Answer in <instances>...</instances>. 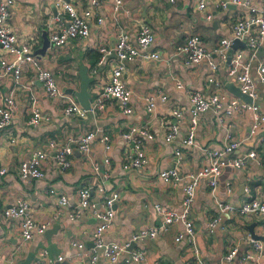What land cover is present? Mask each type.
Here are the masks:
<instances>
[{"label": "crops", "instance_id": "obj_1", "mask_svg": "<svg viewBox=\"0 0 264 264\" xmlns=\"http://www.w3.org/2000/svg\"><path fill=\"white\" fill-rule=\"evenodd\" d=\"M70 1L78 11L88 5V0ZM219 1L207 0V10L211 12V18L207 19L205 10L198 8L197 0H123V7L117 12H112V0H106L96 9L97 15L104 20L97 23L95 17H91L88 36L70 38L61 46L50 42L45 55L36 56L44 67L54 73L59 95L47 94L30 63L24 65L19 84H15L10 76L0 78V105L8 96L13 97L15 102L10 124L0 129V169H6L0 173V264H32L40 257L54 264H76L79 255L76 243L81 241L87 248H92L91 231L98 220L90 209L78 205L76 191L81 186L94 188L101 183L102 174L93 169V162L98 163L100 171L109 174L105 189L114 197V215L102 235L105 243H124L139 230L156 228L155 236L134 241L135 244L128 250L142 252L147 263L158 261L160 264H195L196 255L202 264H221L232 247H237L232 264L236 258L240 264L243 255L254 248L247 225L255 223V233L264 235V215L221 212L217 207L219 201L238 205L251 197L264 199V123L254 127L253 114L249 109L227 112L228 99L237 97L227 83L238 85L233 80H226L227 61L214 57L217 62L214 73L224 83L220 108L200 112L194 130V143L189 146L181 144L189 131V92L198 91L209 96L213 89L206 82L210 72L206 61L185 63V56L176 51L178 45L187 36L197 34L203 48L212 53L220 40L229 36L233 18L253 14L264 7V0H249L248 5L229 3L226 7L220 6ZM53 2L14 0L9 8V25L17 34L18 41L29 42L33 51L40 47L43 31L49 38L50 32L58 29L59 22L53 19ZM61 19L65 24L64 14H61ZM141 24H147L153 30L155 39L152 47L159 51L162 58L145 60L137 56L125 62L121 79L134 92L130 102L132 112L124 113L122 107L112 101V104L106 103L104 110L88 112L83 117L66 115L61 95L71 96L78 102L68 90L78 89L81 66L89 67V74L97 78L89 86L92 105L111 68L118 62L112 52L102 56L100 48L113 50L120 32L126 33L128 40L135 43ZM240 41L242 43L237 44L232 55L242 51L243 59L249 62L256 90L253 102L264 113V83L259 81L256 73L258 61L264 57V42L252 57L246 44ZM0 56L12 59L9 53L1 50ZM176 79L181 85L176 83ZM155 93H164L167 99L157 98L154 112L150 113L139 97ZM30 96L38 100L40 110L49 117L38 125L28 123ZM173 109L181 110L182 117H176ZM133 125L145 126V134L139 133L135 139L147 161L140 167L124 168L125 154L132 152L134 142L125 140L121 133ZM173 126H176V133L167 141L165 135ZM89 131L94 132L90 156L85 157L78 149H73L69 157L71 167L61 171L54 157L57 148L68 142L70 136ZM101 133L108 135L109 149H105ZM227 135L240 144L221 157L223 164L213 191L207 177L198 179L188 215L195 230V252L185 235L178 236L184 233L180 220L172 221L164 228L158 227L161 216L155 204L181 211L182 185L190 173L208 165L209 152L224 148ZM50 141H57L54 147L49 144ZM177 149L181 151L180 161L176 160ZM37 150L47 153L42 163L44 176L20 178L18 165L30 159ZM249 151H255V157H247ZM105 157L109 158L108 163L104 162ZM240 157H244V165L228 164L232 158ZM167 169H175L177 180L170 183L163 181L160 172ZM60 195L68 200L63 207L58 205ZM91 198L95 204L99 203L94 191ZM20 202L27 205L25 217L37 225L46 224L42 232L34 230L29 239L21 235L20 218L3 214L6 207ZM215 216H219L220 220L210 230L209 222ZM215 228H218L220 237L215 234ZM255 241L261 244L256 250L257 259L255 262L248 260L247 264H264V240ZM96 252L97 260L85 264H143L129 259L126 251L116 261L106 259L101 248H97ZM59 256L63 258L58 260Z\"/></svg>", "mask_w": 264, "mask_h": 264}, {"label": "built area", "instance_id": "obj_2", "mask_svg": "<svg viewBox=\"0 0 264 264\" xmlns=\"http://www.w3.org/2000/svg\"><path fill=\"white\" fill-rule=\"evenodd\" d=\"M106 0H88V5L82 10L78 11L73 2L70 0H54L53 5L56 10L54 13V20L59 22L58 29H54L49 34V40L54 46L64 45L70 38H84L90 33L91 17H95L97 23L104 20L103 17L97 15L96 9ZM112 12L120 11L123 7V0H112ZM198 8L205 10V17L211 18V12L207 10V0H197ZM229 3L248 5L249 0H221L219 5L222 7L228 6ZM14 4V0H0V50L9 53L12 59H6L0 56V78L2 76H10L15 84L21 82L23 68L26 63H30L33 70L36 73L37 78L42 82L47 94L51 96H57L60 94L57 79L54 73L44 67L37 59L36 55H33L32 46L29 42H19L17 34L13 31L8 23L9 8ZM61 14L66 17V23L64 24L61 19ZM230 34L228 37H224L220 40L219 45L213 50L214 52L206 51L201 45L200 36L197 34H191L185 38L183 43L178 45L177 53L184 55V62L187 64L199 63L205 60L210 72L206 77V82L213 89L209 96H204L198 91L189 92V100L191 103V109L188 114L189 131L186 136L181 140L182 145H192L194 143V130L197 125L198 115L200 112L209 108H213L217 111L221 106V99L223 97L224 83L221 79L217 78L214 71L217 68V62L214 57L223 61H227V50L233 43L234 39H241L245 42L249 49L250 56H255L257 51L261 48L264 42V7L255 11L253 14H248L240 17H235L230 21ZM155 36L153 30L147 24H141L136 33L135 43L128 40V36L124 32H120L117 35V39L113 50L105 47L100 48L102 56L108 53L115 52L118 62L111 68L107 80L104 83L100 91H98L92 105L89 110L84 109L74 98L68 95H61L64 98V113L69 116L87 115L88 112L95 113L97 110H104L106 103L112 104V101L118 103L124 113H131V99L134 92L126 86L122 79V73L124 70V64L127 61L135 59L137 56L145 60H160L161 54L158 50L152 47ZM213 53L215 55H213ZM213 73V74H212ZM256 73L260 82L264 83V57L259 59L256 65ZM177 80V84L181 85V82ZM226 80H233L238 84L240 90L243 93H247L252 102H246L232 96L227 101L228 113L231 111H242L249 109L253 114V126L264 123V113L260 110V107L253 102L256 96L255 84L250 74L249 62L243 59L242 51H236L230 58L227 64ZM144 102V107L150 113L154 112L155 101L157 98L166 100L167 96L164 93L161 94H143L139 97ZM13 97L8 96L5 98L4 104L0 105V129L7 127L10 124V117L14 108ZM172 113L178 117H182V111L179 109H173ZM48 115L44 114L38 105V100L34 96H30V117L28 123L32 125H38L45 120H48ZM139 133L145 134V126L140 125L131 126L127 131L121 133V136L125 140H132L134 142V149L132 152H126L123 167L135 168L140 167L146 163V157L141 149L140 144L135 139V136ZM176 133V126L170 128L165 135V140L169 141L174 137ZM101 140L105 143V149L110 148L109 137L106 134H101ZM94 138V132L89 131L82 135L70 136L68 142L60 145L55 154V160L57 166L61 171H65L71 167L70 155L73 149H78L85 157L90 155V143ZM57 141H50L52 147L55 146ZM240 142L232 139L229 135L226 136L224 148L221 151L209 152L210 159L206 166L200 167L196 172L190 173L187 181L182 185V209L177 212L163 207L159 203L155 204V209L161 216V223L159 228H164L167 224L175 220H180L184 225V233L179 234L181 237L185 235L189 240V243L193 246V250L196 252L195 242V230L188 215L190 213L191 205L193 203L196 188L198 185V179L200 177H207L209 185L212 191L214 190L217 177L220 173L222 162L221 157L232 152ZM176 160H181V151L176 150ZM255 151H249L247 157H255ZM47 157V153L43 150L35 151L30 159L20 162L18 165V175L23 179L42 178L44 172L42 169L43 160ZM104 162L108 163L109 158L105 157ZM244 157L232 158L228 161L229 165L240 167L244 165ZM93 169L96 172L102 174V181L96 187L81 186L77 188V203L81 208H88L92 211V214L98 220V224L91 231V245L92 248H87L85 243L77 242L76 247L79 250V255L76 264H85L86 262H95L98 258L96 249L101 248L103 256L109 261H116L119 256L125 251L128 253L129 259L132 261L143 264H160L158 261L153 263H147L145 255L139 251L128 250L131 242L139 240L143 237H153L156 235L157 229H142L134 233L129 241L124 243H105L102 238L103 232L109 227L113 215H114V197L110 196L105 189V182L109 178V174L106 171H100L99 165L96 162L92 163ZM5 168L0 169V173H4ZM160 176L164 182L170 183L172 180H177V174L175 169L162 170ZM96 193L99 203L92 201V193ZM51 192L53 190L51 189ZM68 203L66 196L60 195L58 198V205L63 207ZM219 211H230L240 215L244 214H262L264 215V199L259 197H251L248 200L241 202L238 205H234L229 202H217ZM27 205L24 202H20L17 205L6 207L3 210L5 216L12 218H20L19 229L24 239H29L34 230L43 231L46 228V224L37 225L27 216ZM219 216H215L209 222V229L212 230L219 222ZM253 240V249L247 252L242 257L240 264H247L248 260L257 259L256 250L260 249L261 244L255 239ZM237 253V247H232L224 255L221 264H232L234 257ZM197 254V253H196ZM42 256V255H41ZM127 257V258H128ZM63 257L59 256L58 260ZM32 264H54L51 260H45L40 257L39 260ZM195 264H202V260L196 255Z\"/></svg>", "mask_w": 264, "mask_h": 264}, {"label": "water", "instance_id": "obj_3", "mask_svg": "<svg viewBox=\"0 0 264 264\" xmlns=\"http://www.w3.org/2000/svg\"><path fill=\"white\" fill-rule=\"evenodd\" d=\"M53 11H54V13L56 12L55 9ZM42 38L43 39H42V43H41L40 47H38L36 50L33 51V55H36L38 57L39 56H44L47 48L50 45V40H49V38H48V36H47L45 31H43V33H42ZM240 43H242V41H240V39H234V41L231 44L229 50L227 51V62L230 61V58L232 56V52L234 51V49L237 46V44H240ZM244 44H245V42H244ZM112 54L114 56L116 55L114 51L112 52ZM88 69H89V67H87L86 65H82L81 66V69H80V72H79L81 80H80L78 89L75 90V91L74 90H68L71 94H73L77 98V100L80 103V105L86 110L90 109V106H91L90 105V103H91L90 101L92 100L91 99L92 94H91V92L89 90V86L94 80L97 79L96 77L91 76L89 74ZM227 87L231 90V92L233 94H235L241 100L249 102V103L252 102V98L247 93H243L240 90V87L238 85H234V83L232 82V83H227ZM247 226H248V230H249V232L251 234V238L252 239L264 240V235H258L257 233H255V231H254L255 223L252 222V223H250ZM134 244H135L134 242H131L129 247H128V249H131V247ZM58 264H62V263H58Z\"/></svg>", "mask_w": 264, "mask_h": 264}, {"label": "rangeland", "instance_id": "obj_4", "mask_svg": "<svg viewBox=\"0 0 264 264\" xmlns=\"http://www.w3.org/2000/svg\"><path fill=\"white\" fill-rule=\"evenodd\" d=\"M213 74V73H212ZM224 212H230V211H228V210H226V211H224ZM230 213H232V212H230ZM215 234H219V231H218V228H215ZM218 237H220V235H218ZM234 264H239V262H238V259L236 258V260H235V263Z\"/></svg>", "mask_w": 264, "mask_h": 264}, {"label": "trees", "instance_id": "obj_5", "mask_svg": "<svg viewBox=\"0 0 264 264\" xmlns=\"http://www.w3.org/2000/svg\"><path fill=\"white\" fill-rule=\"evenodd\" d=\"M96 59V58H95Z\"/></svg>", "mask_w": 264, "mask_h": 264}]
</instances>
